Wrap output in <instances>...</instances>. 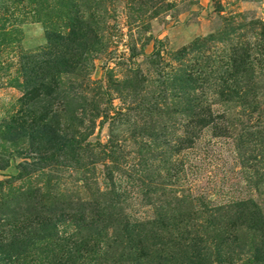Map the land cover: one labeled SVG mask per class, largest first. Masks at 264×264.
Wrapping results in <instances>:
<instances>
[{
  "label": "rangeland",
  "instance_id": "374dc122",
  "mask_svg": "<svg viewBox=\"0 0 264 264\" xmlns=\"http://www.w3.org/2000/svg\"><path fill=\"white\" fill-rule=\"evenodd\" d=\"M0 264H264V0H0Z\"/></svg>",
  "mask_w": 264,
  "mask_h": 264
},
{
  "label": "trees",
  "instance_id": "16d2710c",
  "mask_svg": "<svg viewBox=\"0 0 264 264\" xmlns=\"http://www.w3.org/2000/svg\"><path fill=\"white\" fill-rule=\"evenodd\" d=\"M245 205H246V203H241V206H245ZM251 206H252L253 208H254V207L256 208V206H254V204H252V203H251ZM253 215H254V216H257V217L259 216V218H260V211H258V210L256 209V211L253 213Z\"/></svg>",
  "mask_w": 264,
  "mask_h": 264
}]
</instances>
